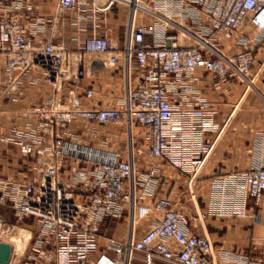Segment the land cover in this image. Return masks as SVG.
I'll return each instance as SVG.
<instances>
[{"label":"built area","instance_id":"obj_1","mask_svg":"<svg viewBox=\"0 0 264 264\" xmlns=\"http://www.w3.org/2000/svg\"><path fill=\"white\" fill-rule=\"evenodd\" d=\"M42 1L0 0L2 97L16 103L28 87L48 91L22 109L21 121L0 128V142L33 156L17 179L0 177V206L17 223L30 224L20 252L9 242L7 264H130L132 252L143 253L145 264H153L154 256L177 264H263L215 250L208 237L188 233L181 214L163 205H156L160 218L138 238L133 218L137 178L155 173L137 169L138 158H166L175 166L182 161L171 149L175 107L169 91L177 81L185 90V78L196 70L216 83L237 80L251 87L253 52L227 53L223 47L244 33L246 20L261 42L264 0H137L129 37V0H55L47 14L37 10ZM119 4L128 7L120 46L105 27L106 12ZM71 27L86 34L73 36V44L65 37ZM120 60L122 97L103 106L83 79ZM201 123L216 127L210 118ZM112 124L124 126L125 157L107 149L109 141L99 134L97 127ZM200 162L201 152L195 151L190 169ZM238 175L244 194L264 206V164ZM124 211L130 220L126 240L109 239L106 245L118 259L98 255L101 227ZM244 214L243 208L237 211Z\"/></svg>","mask_w":264,"mask_h":264},{"label":"crops","instance_id":"obj_2","mask_svg":"<svg viewBox=\"0 0 264 264\" xmlns=\"http://www.w3.org/2000/svg\"><path fill=\"white\" fill-rule=\"evenodd\" d=\"M54 1L39 2L38 12H51ZM131 1L128 18L132 10L134 18L136 11L137 0ZM116 7L106 12L105 27L109 30L112 43L120 46L125 34V19L117 22L114 18ZM117 15L120 18L119 11ZM133 18L128 21L130 32ZM245 22L244 33L237 36L238 40L227 41L223 50L227 53L253 52L251 87L237 80L216 83L205 71L196 70L185 78V90L177 81L169 91L175 107L171 123L174 125L171 149L181 153L182 161L175 166L166 158H138L137 169L146 171L153 168L155 173L147 180L138 176L136 181L134 238L141 236L160 218L156 209V205L160 204L179 212L187 232L208 237L215 250H227L232 255L240 254L264 264V206L255 205L244 194L241 176L238 175L264 164V38L261 42L255 40L249 20ZM76 35L84 37L86 34L73 27L65 31L69 44H73L71 38ZM2 45L0 42V49ZM1 58L0 51V128L5 129L12 122L21 121L19 113L22 109L47 97L48 91L41 85L28 87L22 100L9 103L1 94L5 86ZM122 71L120 60L114 68L95 70L93 75L83 79V83L94 89L95 101L108 106L122 97ZM208 118L216 124L215 128L205 129L202 126L201 122ZM97 128H100L99 134L109 141L107 149L125 157V134L117 129V125ZM90 144L96 145L97 140ZM134 147L136 149V145ZM195 151L201 152V162L195 170H191V155ZM32 160L33 156L24 155L15 144L0 142L1 178L17 179L27 169L25 164ZM0 208L12 216L8 207ZM240 208L245 210L244 215H237ZM129 224L128 212L124 211L120 218H111L103 225L99 231L97 254H106L117 260L118 254L107 249L106 245L109 239L123 244L128 236ZM127 252L130 253L129 248ZM126 254L125 259L128 260ZM130 264H145L143 253L135 252ZM153 264L177 262L154 256Z\"/></svg>","mask_w":264,"mask_h":264},{"label":"rangeland","instance_id":"obj_3","mask_svg":"<svg viewBox=\"0 0 264 264\" xmlns=\"http://www.w3.org/2000/svg\"><path fill=\"white\" fill-rule=\"evenodd\" d=\"M128 7H126L123 4H119L115 9H114V13L115 16L114 18L117 20L118 23L123 22V19H125V24H124V30L126 27V20H127V9ZM120 13V18H118V15L116 16V14ZM129 13V12H128ZM118 18V19H117ZM124 93V92H123ZM117 129L121 130L124 133V126L121 125H117ZM125 140V138H124ZM0 212H3V218H2V223L0 224V241H5V242H10V236L13 234H18L19 231L21 229H26L28 230L30 228V224L29 223H25V225L21 224V223H17L13 217L5 210L0 208ZM135 255V252H132L130 259Z\"/></svg>","mask_w":264,"mask_h":264},{"label":"bare ground","instance_id":"obj_4","mask_svg":"<svg viewBox=\"0 0 264 264\" xmlns=\"http://www.w3.org/2000/svg\"><path fill=\"white\" fill-rule=\"evenodd\" d=\"M129 1L132 4V1L131 0H129ZM132 18H133V10L131 11L130 16H129L130 20H132ZM129 35H130V29L128 31V37H129ZM126 71H127V74H126V77H127V79H126L127 83L126 84L127 85H125V86H127L126 87V92H127V95H128V93H129V87H128V81H129L128 80V65H127ZM127 127H128V131H129V136H130L131 125H130L129 121L127 122ZM28 235H29L28 230L21 229L18 234H13V235L10 236L11 241L15 245V250L16 251L20 252L22 250L23 246L25 245V243L27 241ZM128 255H129V252H127L126 258H128Z\"/></svg>","mask_w":264,"mask_h":264},{"label":"water","instance_id":"obj_5","mask_svg":"<svg viewBox=\"0 0 264 264\" xmlns=\"http://www.w3.org/2000/svg\"><path fill=\"white\" fill-rule=\"evenodd\" d=\"M12 245L9 242L0 241V264H7L11 257Z\"/></svg>","mask_w":264,"mask_h":264}]
</instances>
